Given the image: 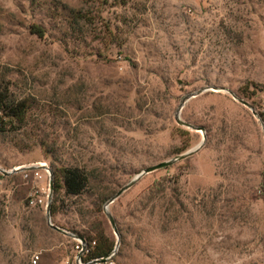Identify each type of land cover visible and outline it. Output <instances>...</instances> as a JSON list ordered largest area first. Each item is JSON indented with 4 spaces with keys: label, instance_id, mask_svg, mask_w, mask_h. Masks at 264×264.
Wrapping results in <instances>:
<instances>
[{
    "label": "rangeland",
    "instance_id": "374dc122",
    "mask_svg": "<svg viewBox=\"0 0 264 264\" xmlns=\"http://www.w3.org/2000/svg\"><path fill=\"white\" fill-rule=\"evenodd\" d=\"M64 5L110 24L120 44L98 30L84 41ZM2 77L36 96L65 152L111 167L119 191L200 148L104 205L116 264H264V201L250 198L264 175V0H0ZM99 110L109 113L93 117ZM0 153L13 171L0 181V264L72 261L81 239L53 231L47 216L51 159L40 146ZM31 166L42 178L16 171ZM167 179L175 206L143 209L150 186ZM65 212L52 223L78 236L69 230L86 227L73 207Z\"/></svg>",
    "mask_w": 264,
    "mask_h": 264
},
{
    "label": "trees",
    "instance_id": "16d2710c",
    "mask_svg": "<svg viewBox=\"0 0 264 264\" xmlns=\"http://www.w3.org/2000/svg\"><path fill=\"white\" fill-rule=\"evenodd\" d=\"M131 2L132 0H119L123 6ZM59 9L65 12L72 32L83 37L84 41L88 35L95 32L94 30H98L99 33H106L113 44H120V41L112 36V26L98 20L85 7L64 5L59 6ZM31 29L39 37H46L47 31L43 25L34 24ZM16 88V84L11 80L0 78V150L15 148L23 152L40 146L46 157L51 159L54 174L52 216L66 214L65 209L73 207L86 228L78 230L76 227L69 231L88 242L91 247L89 259L108 257L115 249L116 238L103 220L104 205L119 192L120 185L113 180L116 175L111 167L99 166L93 163L92 158L85 159L84 154L79 156L75 152H65L64 142L49 131L51 126L43 116L44 112L35 111V108L40 106L36 96L31 92L17 93ZM96 113L93 117L100 118L109 112L99 110ZM67 153L70 158L66 157ZM2 157L0 153L1 163L6 162ZM4 178L5 175L0 172V181ZM173 183L174 181L169 179L159 180L150 186L143 196V209L154 210L157 201L166 199V210L169 212L175 206L176 189ZM250 198L255 202L264 201V175L260 189L253 191ZM68 199L76 201L67 204ZM54 225L66 229L60 224ZM51 229L63 234L52 226Z\"/></svg>",
    "mask_w": 264,
    "mask_h": 264
},
{
    "label": "water",
    "instance_id": "95a60500",
    "mask_svg": "<svg viewBox=\"0 0 264 264\" xmlns=\"http://www.w3.org/2000/svg\"><path fill=\"white\" fill-rule=\"evenodd\" d=\"M201 93H202V91H200V92L197 93V94L191 95V96L188 97V99H189V98H192V97H194V96H197V95H199V94H201ZM231 94L233 95V97H234L236 100H238L239 102H241V103L244 104L245 106L249 107V108L255 113V115H257V113H256L255 110H254V107H253L249 102H247V101H245V100L239 98V97H238L235 93H233V92H231ZM184 103H185V102H184ZM184 103L181 105V108L183 107ZM181 108H180V110H181ZM257 116L260 118L259 115H257ZM177 120H178V122H179L181 125L187 126V127H189V128H192V129H195V130L203 129V128H197V127H195L194 125H192V124H190V123H187V122L183 121V120L180 118L179 115H178V117H177ZM202 145H203V144H202ZM199 150H200V148H197V149H195V150H193V151H190V152H188V153H186V154H183V155L177 156L176 158H174V159H172V160L164 161V162H161V163H159V164H157V165H154V166H151V167L147 168L145 171H143L142 173H140V174H139V175H138L133 181H131V182H130L128 185H126L124 188H122V189L118 192V194H117L116 196H114V197H113V198L107 203L106 208H108V207L110 206L111 203H113V202H115L117 199H119L125 191H127L128 189H130L131 187H133V186H134V185H135V184H136V183H137V182H138L143 176H145L146 174H149V173H151V172H154V171L159 170V169H162V168H167V167H169V166H172V165H174L177 161H179V160H184V159H186V158H188V157L194 155V154H195L196 152H198ZM22 169H29V168H19V169H17L16 171H21ZM0 172H2L4 175H10V174L13 173V171H7V170H5V169H3V168H1V167H0ZM50 181H51V182H50V190H51V193H50L49 203H48V206H47V216H48V219H49L50 225H51L54 229H56V230L62 232L63 234L70 235V236H73V237H76V238H79V239L85 241V239H83L82 237H80V236H76V235H74V234H71V233H69L68 231H66L65 229L60 228V227H57V226H55V225L52 223V212H51V208H52V202H53V191H54V174H53V172H51V180H50ZM107 215H108V217H109V219H110V222H111L112 226L114 227V229H115L116 232H117V224H116V220H115L114 216H113L110 212H107ZM118 246H119V245H118ZM104 261H105V260H104Z\"/></svg>",
    "mask_w": 264,
    "mask_h": 264
},
{
    "label": "built area",
    "instance_id": "2783aa9c",
    "mask_svg": "<svg viewBox=\"0 0 264 264\" xmlns=\"http://www.w3.org/2000/svg\"><path fill=\"white\" fill-rule=\"evenodd\" d=\"M39 165L46 167L45 163H40ZM17 169H19V168H16V170ZM36 169H37V167L31 166L28 170H25L24 172L26 173V177H29L31 172H35L39 178H42V175ZM45 170H46L47 175L51 176V172H50L49 168H46ZM36 202H37V200L31 201L32 204H34ZM40 202H43V200H40ZM90 250H91V247L88 244V242L80 240V244L78 245L77 255L75 256V258L72 261L69 260L66 264H116L114 261V257L116 256L117 250H113V252L108 257L89 259L88 256H89ZM39 259H40V256H38V255L34 256V258L32 260V264H38Z\"/></svg>",
    "mask_w": 264,
    "mask_h": 264
}]
</instances>
